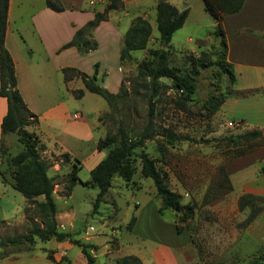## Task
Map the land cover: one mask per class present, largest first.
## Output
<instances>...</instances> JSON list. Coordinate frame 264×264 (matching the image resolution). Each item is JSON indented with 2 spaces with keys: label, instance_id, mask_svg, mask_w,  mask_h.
<instances>
[{
  "label": "rangeland",
  "instance_id": "obj_1",
  "mask_svg": "<svg viewBox=\"0 0 264 264\" xmlns=\"http://www.w3.org/2000/svg\"><path fill=\"white\" fill-rule=\"evenodd\" d=\"M153 1L155 0H143L144 6L139 8V11L135 8L129 9L130 18L142 12L149 14L151 35L144 50L132 52L133 58L122 63V79L118 92H126V96L119 104L120 114L111 119L106 115L109 109L105 101L92 93L86 95L83 100H80L82 97L77 99L79 103L71 105L72 109L74 108L71 113H81L84 117L87 115L94 125L98 122V127H93L97 138L114 131L118 118L126 130L129 132L133 130L135 134L141 131L145 124L144 91L140 89L131 93L132 83L127 81V78L135 75L136 66L146 56L147 50L157 48L159 45L154 11L150 8ZM167 1L178 11L185 9L188 11L183 26L171 37L172 47L168 63L177 67L181 74L193 76L196 88L186 99L184 93L171 88L169 80L160 79V91L155 101V122L170 127L176 134L196 140V143L177 142L173 146H167L161 157L156 150L155 141H147L143 151L156 160V166L166 175L168 187L181 196L182 209L176 212L161 208L152 180L141 174V165L137 157L140 149H135L130 157L129 168L133 172L131 179L125 182L121 176L114 175L97 213H92L97 188L76 184L66 196L64 191L73 167H79L75 173L76 177L81 181H87L91 169L101 161L95 160L96 154L103 153L104 157L106 156V150L96 151L87 139L81 148L76 147L72 150L80 161L70 155L69 160L64 159L58 150L50 154L39 151L40 158L48 164L47 175L52 178L54 184L52 198L56 206L58 231L70 233L73 239L95 246L97 249L91 252L93 256L98 255L95 264H116L119 259H116L119 246L121 258L129 254L134 244H141V247L147 244L155 245L154 242H147L148 239L139 234L140 229L137 232L138 238L135 237L132 232L134 223L130 227L127 224L132 216L136 217L135 211L139 206L142 207L143 213L145 211L148 213L156 204L158 215L165 220L162 225L163 241H167L170 236L169 219L174 234L179 236L185 230L190 235L192 243L187 249L190 248L192 252H187L189 255L187 258L191 264H249L251 261L264 264V246H259L255 241L244 242L238 235L237 240L227 246V242L233 237L234 228L239 233L256 224L258 216L264 211V197L237 195L232 188L209 203H203V195L208 187L212 188L213 193L222 190L221 187L214 185L221 179L218 170L219 168L225 170L227 163L234 159L229 153L232 147L224 139L231 134L242 133L236 128L229 127L226 120L219 117L218 111L210 112L208 109L209 98L222 97L229 86V79L217 65L222 52L218 29L211 16L204 10L202 0ZM119 11L122 12L120 9ZM199 42H202V46L197 47ZM202 63L205 66H199ZM80 103L82 109L79 108ZM93 114H98L97 120ZM26 129L28 130V127ZM16 137L14 133H9L2 146L7 159L0 165V239L24 234L30 226L31 219L33 220L31 210L27 214L29 220H26L25 203L22 210L23 219L17 221L24 198L11 186L12 169L8 164V158L21 150ZM148 197L152 199L150 204L145 203ZM38 200L41 201L42 197ZM188 210L190 214L185 216L184 212ZM253 214L254 218H250ZM34 221L39 222V219ZM141 230H143L141 233L147 231L145 228ZM55 243L36 241L35 251L50 249ZM114 256L115 260L108 263L107 260ZM174 256L177 261L183 263L180 249H176ZM70 258L74 264H80L79 260L82 257L76 245L72 246Z\"/></svg>",
  "mask_w": 264,
  "mask_h": 264
},
{
  "label": "crops",
  "instance_id": "obj_2",
  "mask_svg": "<svg viewBox=\"0 0 264 264\" xmlns=\"http://www.w3.org/2000/svg\"><path fill=\"white\" fill-rule=\"evenodd\" d=\"M59 1L63 8L61 11L50 9L45 0H8L4 45L12 58L17 88L22 99L37 117L36 125L28 127V131L36 133L42 146L41 153L50 154L58 150L60 154L66 153L79 160L72 150L81 148L88 139L95 150L99 151L96 143L101 137L97 138L94 134L93 127H98V122L94 125L87 115L84 117L81 113H71L74 109L71 105L79 103L72 92L84 90L80 100L90 93L84 89L79 78L65 80L62 70L75 69L89 77L95 74V82L100 87L110 93H118L123 68L119 55L124 33L135 17L141 16L148 21L149 14L142 12L130 18L129 9L139 11L144 2L122 0V12L109 11L107 19L92 30V38L97 43L96 49L82 53L74 46H64L72 40L78 29L93 20L96 13H102L110 0ZM156 3L155 0L150 6L154 11V20ZM221 26L226 42V61L230 64L234 81L228 86L229 93L224 95L218 115L226 123L239 122L236 129L240 132L264 131V0H244L239 12L223 16ZM201 43L197 47L202 46ZM131 57L133 58L132 55ZM79 108H83L82 103ZM5 113L6 100L0 96V124ZM75 115H80V118H75ZM94 117L97 120L98 114ZM7 135L3 136V144ZM1 140L0 133V143ZM103 158V153L95 156V160ZM225 170L237 195L264 197V148L229 161ZM151 202L152 199L148 197L145 203ZM25 203L23 200L19 208V222L23 219ZM263 212L255 221L256 224L239 233L233 227V237L229 239L227 246L236 241L238 235L244 242L255 241L259 246H264ZM135 214L132 230L135 237L140 229L139 234L155 245L141 247V244H134L129 254L123 256H136L141 264H191L187 252L192 250L187 248L192 242L187 231L184 230L179 236L174 234L169 219V240L163 241L162 225L165 220L158 215L156 204L148 213H143L139 206ZM139 227L147 231L141 233L143 230ZM49 241L56 242L50 249L43 248L37 252L34 248L30 251L12 252L0 258V264H74L70 258L73 244L69 240ZM176 249L181 250L183 263L174 256ZM48 252L52 259L47 258ZM119 252L120 246L116 259L120 258ZM97 256L94 254L95 258ZM81 257L80 264H86L82 254ZM113 260L115 256L107 262L112 263Z\"/></svg>",
  "mask_w": 264,
  "mask_h": 264
},
{
  "label": "trees",
  "instance_id": "obj_3",
  "mask_svg": "<svg viewBox=\"0 0 264 264\" xmlns=\"http://www.w3.org/2000/svg\"><path fill=\"white\" fill-rule=\"evenodd\" d=\"M46 5L54 10L61 11L62 5L59 0H45ZM204 10L211 16L216 28L218 29L219 45L222 47L221 59L217 65L225 72L229 85L233 83L234 77L230 68V64L226 61V42L221 26V20L225 15L235 14L240 11L244 0H202ZM123 7L122 0H110L105 6L102 13H96L93 20L87 22L83 27L78 29L72 40L64 47H76L80 52L87 53L95 50L96 41L92 38V30L101 22L107 19L109 11L119 10ZM7 12L8 0H0V96L6 100V113L0 124V133L2 140L0 143V165L4 162L5 152L3 149V136L14 133L17 142L21 145V150L15 155L8 158V164L12 169V188L20 193L25 202L24 214L26 220L31 210L33 220L31 219L28 230L22 235H14L0 239V258L7 256L9 253L16 251L34 250L36 241L47 242L54 239L58 242L69 240L76 245L86 264H95V257L91 251L96 248L93 245L82 243L72 239L70 234L58 231L56 220V206L52 198L54 184L52 178L48 177V164L39 156L42 146L39 144L38 137L35 132L28 131L26 128L34 126L37 123V117L33 114L25 102L17 88L16 76L12 58L5 48V34L7 29ZM188 15L187 9L178 11L175 6L167 0H158L155 5V26L158 32V47L149 48L146 56L137 64L136 73L133 77L127 78L131 81V93L143 90V100L146 106L145 124L141 131L133 133L126 130L117 119V127L114 131L107 132L103 137L99 138L96 143L98 150H106V156L90 171V178L87 181L79 180L75 173L79 167L74 166L67 183L68 186L64 191L67 196L71 192L73 186L81 184L83 186H91L98 189L95 197L92 213H97L98 206L103 202L105 193L111 186L114 175H119L125 182H128L132 176V169L129 168L130 157L135 149H140L138 159L141 165V174L152 180L156 196L160 199L162 209H171L179 212L182 209L180 204L181 196L172 191L166 180V175L156 166V160L150 158L143 151L147 141H155L156 150L162 157L167 150V146H173L180 141H193L186 136L176 134L170 127L158 125L155 122V101L160 91V79H167L171 82V88L184 93L188 99L195 91L196 84L193 76L181 74L177 67L169 65V54L171 37L178 29H180ZM151 35L150 23L141 16L135 17L126 32L124 33L122 46L120 49V63L131 59V53L138 50H144L147 46ZM195 60H193V64ZM205 66V64H199ZM65 80L79 78L84 89L92 94L101 97L109 112L106 114L111 119L120 114L119 104L124 100L126 92H118L116 94L108 92L95 82V74L91 77L79 72L75 69L66 68L62 70ZM73 95L76 99L83 96L84 90H74ZM229 93L227 89L225 94ZM224 94V95H225ZM224 95L220 98H209V111H218ZM224 140L231 145L230 154L232 158H238L251 153L259 148H264V131L252 130L239 134L227 136ZM64 159L69 160V155L62 154ZM77 162V161H76ZM221 179L214 182V185L221 187L222 190L213 193L212 188L208 187L203 195V203L222 196L230 191V184L227 173L223 168L218 170ZM1 176V172H0ZM42 197L39 201L38 198ZM253 198L252 196H250ZM189 209V208H188ZM190 214L189 210L184 215ZM255 214L250 218H254ZM28 218V219H27ZM39 219V222L34 220ZM135 221L132 216L128 227ZM9 249V250H7ZM47 258L52 259L51 254L47 253ZM116 264H141L139 258L133 255L123 256L119 258ZM249 264H258L251 261Z\"/></svg>",
  "mask_w": 264,
  "mask_h": 264
},
{
  "label": "built area",
  "instance_id": "obj_4",
  "mask_svg": "<svg viewBox=\"0 0 264 264\" xmlns=\"http://www.w3.org/2000/svg\"><path fill=\"white\" fill-rule=\"evenodd\" d=\"M75 118H80V115H75L74 116ZM227 125L229 127H232V128H237L239 127V122H236V121H230V122H227Z\"/></svg>",
  "mask_w": 264,
  "mask_h": 264
}]
</instances>
